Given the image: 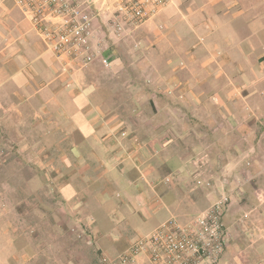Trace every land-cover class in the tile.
Masks as SVG:
<instances>
[{
    "label": "rangeland",
    "instance_id": "rangeland-1",
    "mask_svg": "<svg viewBox=\"0 0 264 264\" xmlns=\"http://www.w3.org/2000/svg\"><path fill=\"white\" fill-rule=\"evenodd\" d=\"M141 27L110 40L114 61L108 67L95 64L86 74L92 113L105 122V146H156L141 160L173 162L178 172L187 164L191 191L213 195L207 208L227 197L222 214L227 243L213 264H264V56L253 51L255 44L249 49L233 39L229 56L227 42L216 41L212 55L184 62L194 72L199 66L214 72L176 74L173 80L162 72L167 59L155 57L140 39ZM192 78L207 86L196 89L188 84ZM24 110L12 122H0V264H98L84 215L94 202L84 206V199L105 186L69 180L83 165L87 176L96 177L100 163L113 155L88 154L70 165V155L54 149L61 141L69 144L57 136L67 123L54 121L52 111L39 116L37 107ZM165 146L176 152L159 150ZM212 146L220 151L211 154ZM213 162L225 168L219 181Z\"/></svg>",
    "mask_w": 264,
    "mask_h": 264
},
{
    "label": "crops",
    "instance_id": "crops-1",
    "mask_svg": "<svg viewBox=\"0 0 264 264\" xmlns=\"http://www.w3.org/2000/svg\"><path fill=\"white\" fill-rule=\"evenodd\" d=\"M242 18L245 22L239 23ZM141 29L140 39L148 43L155 57L163 55L167 59L162 72L173 80L177 79L176 74L212 73V67L200 66L194 72L184 62L193 55L198 58L212 55L216 41H226L223 49L231 56L232 39L244 41L249 49L255 44L253 51L260 50L259 55L264 56V0H169ZM110 40L114 37L106 34V45ZM105 50L110 63L113 62L115 51L112 47ZM95 64L99 63L71 73L64 71L61 61L48 50L13 1L0 0V122H12L11 117L26 111L24 107L28 106L37 107L39 116L42 110L52 111L54 121L67 123L60 127L57 136L64 135L69 144L61 141L54 149L58 154L68 153L70 165L75 158L83 162L88 154L113 155L101 161L102 169L96 177L87 176L85 171L89 167L83 165L77 171L78 177L72 174L69 183L105 186L92 190L90 198L84 199V206L90 200L94 202L91 209L84 208L85 225L91 232L98 264H115L139 237L171 217L188 221L210 204L213 195L210 190L191 191L187 164H181L178 172L173 162L157 163L150 156L148 162L141 160L145 152L154 154L156 146H150L151 149L105 146L102 127L105 122L100 113H92L89 100L92 85L86 77ZM231 71L230 65L228 72ZM193 78L188 84L196 89L207 86L200 78L192 82ZM159 150L176 152L172 146ZM219 151L220 147H211V154ZM119 154L123 159L116 157ZM128 155L132 156L131 160ZM212 166L214 180L219 181L225 168L220 162H213ZM135 264L146 263L140 256Z\"/></svg>",
    "mask_w": 264,
    "mask_h": 264
},
{
    "label": "built area",
    "instance_id": "built-area-1",
    "mask_svg": "<svg viewBox=\"0 0 264 264\" xmlns=\"http://www.w3.org/2000/svg\"><path fill=\"white\" fill-rule=\"evenodd\" d=\"M69 73L98 62L110 65L106 34L121 38L158 15L169 0H12ZM101 5V6H100ZM200 182V181H198ZM222 196L188 221L171 217L134 241L115 264H213L228 232ZM146 261H145V260Z\"/></svg>",
    "mask_w": 264,
    "mask_h": 264
}]
</instances>
